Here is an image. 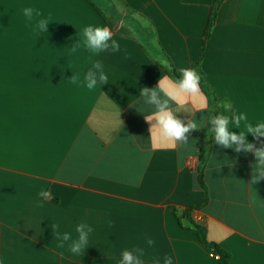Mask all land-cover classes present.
Masks as SVG:
<instances>
[{
    "label": "crops",
    "instance_id": "obj_1",
    "mask_svg": "<svg viewBox=\"0 0 264 264\" xmlns=\"http://www.w3.org/2000/svg\"><path fill=\"white\" fill-rule=\"evenodd\" d=\"M213 2L106 0L103 11L93 0H0V264H120L124 250L137 248L143 264L166 256L172 264H217L180 216L191 207L230 264H264V179L249 184L256 158L217 145L207 123L228 116L229 131L238 132L233 114L264 122V0L221 3L197 71L221 100L211 107L200 87L170 102L185 122H203L186 143L153 146L145 116L155 107L140 95L161 76L178 81L158 58L179 78L193 68ZM26 7L40 16L29 20ZM39 19L48 20L46 32L36 29ZM88 25L109 28L119 50L72 51ZM96 62L108 81L89 90L84 76ZM246 140L264 147V137ZM201 146L209 152L206 199ZM80 223L93 230L74 255L71 241L59 246L53 225L76 238Z\"/></svg>",
    "mask_w": 264,
    "mask_h": 264
},
{
    "label": "clouds",
    "instance_id": "obj_2",
    "mask_svg": "<svg viewBox=\"0 0 264 264\" xmlns=\"http://www.w3.org/2000/svg\"><path fill=\"white\" fill-rule=\"evenodd\" d=\"M24 15L32 20L34 15L40 16L31 7H26L23 10ZM49 22L47 19H39L36 23V29L46 32ZM112 31L107 27L88 25L83 28L82 39L73 47L72 51H76L78 47L83 45L90 52L100 54L101 52L111 49L118 51L119 43L112 39ZM158 62L167 67V61L163 58H158ZM94 70L88 71L84 76V84L89 89H95L98 85L107 84L108 77L103 71V65L96 62L93 66ZM180 79L173 81L168 76H161L156 88H141L140 95L143 97L146 104L155 107V111L145 116V120L150 124V137L155 147L159 143L170 142L174 147L177 142L186 143L189 135L193 130H200L203 128V122L197 123L194 120H182L179 118L170 107V102L179 104L180 100L188 95H195L200 92V75L193 68H182L179 70ZM71 82L76 84L79 82V75L73 74ZM229 117L224 115L214 116L208 119L207 123L211 125V131L214 134V141L217 145L224 148H233L236 152H252L256 158L257 163L253 168V175L249 184L252 186L264 179V147L256 148L255 145L246 140L247 134H252L257 140L264 137V122L253 125L248 122L247 116L243 113L233 114L231 122L235 129L243 128V131H229ZM42 197H48L49 192L41 190L39 193ZM92 228L86 223H80L76 227L78 236L73 238L70 233H60L57 225H53L57 239L60 241V247L64 246L65 242L71 241L69 244V251L76 255L89 246V234ZM153 241L148 240L151 245ZM142 249H135L134 251L124 250L121 253L120 264H143L141 256H143ZM164 264H172V258L166 256Z\"/></svg>",
    "mask_w": 264,
    "mask_h": 264
},
{
    "label": "trees",
    "instance_id": "obj_3",
    "mask_svg": "<svg viewBox=\"0 0 264 264\" xmlns=\"http://www.w3.org/2000/svg\"><path fill=\"white\" fill-rule=\"evenodd\" d=\"M121 1V0H120ZM224 0H214V2L211 4L210 6V11H209V16L207 19V23L206 26L203 30V37H202V50H201V54L199 59L194 63L193 65V69H195L196 71L199 70L200 67V62L203 56V51H204V45L206 40L208 39L211 30L213 28V26L215 25V21H216V17H217V12L218 9L221 5V3ZM127 8V7H125ZM100 13V11H99ZM100 15L103 17L104 21L106 22V24L109 26V28L111 30L114 31V29L112 28V26L110 25V23L106 20V18L102 15V13H100ZM167 73L169 75H171L172 77L176 78V79H180L174 72V69L172 67V65L169 63L167 67H165ZM201 79H200V87L207 93L209 90L207 85L204 82V78L202 75H200ZM208 99H209V105L212 107V104L218 100H221L217 97H215L212 93H207ZM209 114H212V111H210ZM210 118V116H209ZM208 155L209 152L207 151V149L205 147H200L199 149V155H198V162H197V174H198V182L200 187L202 188L203 191V198L206 199V185L204 183V169H205V165L208 159ZM199 207H191L186 209L185 211H183L182 213H180V216L182 217V220H186L190 223V228L193 229V231L196 233L197 235V239L198 241L201 243V245H203L205 248L211 250L213 252V254L217 257V264H230V260H231V255L230 253L225 250L223 247H221L220 245L211 242L207 239L206 236V231L205 229L198 225L191 217L192 214V210H197Z\"/></svg>",
    "mask_w": 264,
    "mask_h": 264
},
{
    "label": "rangeland",
    "instance_id": "obj_4",
    "mask_svg": "<svg viewBox=\"0 0 264 264\" xmlns=\"http://www.w3.org/2000/svg\"><path fill=\"white\" fill-rule=\"evenodd\" d=\"M95 3L98 4V6L104 11L105 10V5H106V0H93Z\"/></svg>",
    "mask_w": 264,
    "mask_h": 264
}]
</instances>
